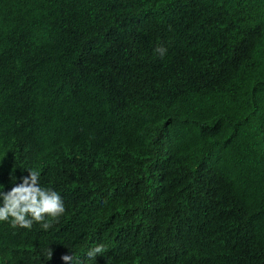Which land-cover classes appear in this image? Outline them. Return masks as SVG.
<instances>
[{
	"label": "trees",
	"instance_id": "16d2710c",
	"mask_svg": "<svg viewBox=\"0 0 264 264\" xmlns=\"http://www.w3.org/2000/svg\"><path fill=\"white\" fill-rule=\"evenodd\" d=\"M28 169L65 211L0 264H264V0H0V191Z\"/></svg>",
	"mask_w": 264,
	"mask_h": 264
},
{
	"label": "clouds",
	"instance_id": "9594fccd",
	"mask_svg": "<svg viewBox=\"0 0 264 264\" xmlns=\"http://www.w3.org/2000/svg\"><path fill=\"white\" fill-rule=\"evenodd\" d=\"M161 57L166 53L163 46L155 49ZM28 175L22 178V182L15 183L8 191H0V222H10L12 228H25L31 230L34 223H39L44 230H48L51 224L46 222V217L58 218L65 211L61 195L51 189L40 186L39 172L28 169ZM103 244L89 249L87 256L95 259L97 254L104 253ZM48 258L51 260L53 250H48ZM65 262L76 264L74 255L65 254L61 257Z\"/></svg>",
	"mask_w": 264,
	"mask_h": 264
}]
</instances>
